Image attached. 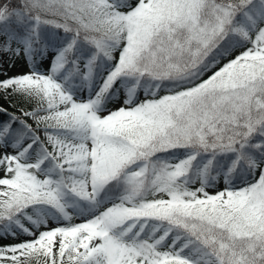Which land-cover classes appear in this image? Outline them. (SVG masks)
<instances>
[{
  "label": "trees",
  "instance_id": "obj_1",
  "mask_svg": "<svg viewBox=\"0 0 264 264\" xmlns=\"http://www.w3.org/2000/svg\"><path fill=\"white\" fill-rule=\"evenodd\" d=\"M183 15L158 13L149 7L140 20L144 40L132 61L119 64L126 42L120 12L139 0H0V47L19 50L24 42L34 63L47 50L60 51L57 77L75 94L94 93L115 71L101 95L102 107L121 102H145L135 116L117 120L107 150L108 172L98 181L93 198L79 195L77 177L51 152L28 124L24 112L0 105V140L16 146L24 161L35 159L38 174L55 180L72 214L44 198L42 186L21 190L12 181L0 191V230L8 223L23 231L49 217L72 226L80 216H93L108 203L123 198L124 210L110 214L113 226L133 221L120 264L165 263L174 257L199 264H264V220L247 234L228 222L204 218V213H163L136 210L151 199L176 193L239 188L258 180L264 166V60L258 68H241L235 80L219 82L199 92L193 89L238 52L252 45L264 27V0H175ZM164 4V3H163ZM87 65V72L80 69ZM146 97V98H145ZM25 104L27 102L25 101ZM67 137L83 129L50 128ZM182 163L172 175L170 169ZM80 176V175H79ZM242 218L233 208L224 219ZM19 223L23 226L19 227ZM249 225V224H248ZM13 237L0 241V264H33L29 244ZM49 264H97L92 258ZM167 264V263H165Z\"/></svg>",
  "mask_w": 264,
  "mask_h": 264
},
{
  "label": "rangeland",
  "instance_id": "obj_2",
  "mask_svg": "<svg viewBox=\"0 0 264 264\" xmlns=\"http://www.w3.org/2000/svg\"><path fill=\"white\" fill-rule=\"evenodd\" d=\"M164 3V4H163ZM155 7L158 13L165 10L171 15L187 14L181 7L176 8L175 0H139L130 10L120 12L125 22L126 42L118 53L119 64L132 61L139 45L144 40L140 20L149 7ZM19 50L12 47L6 51L0 47V104L15 113H24L28 124L38 126L36 134L43 139L51 152L61 163L74 172L78 179V193L93 198L98 192L99 178L108 172L107 150L111 144L118 119L135 116L145 106V102L131 101L132 93L124 90L120 103L111 107H102L101 95L114 78L115 71L108 73L94 93L75 94L67 85L60 82L57 70L60 67V51L47 50L40 58V65L34 63L24 42ZM264 60V27L253 38L252 45L238 52L219 68L212 76L193 89L199 92L213 84L235 80L234 73L241 68H258ZM81 70L87 72L88 66ZM146 98V97H145ZM25 101L27 104H25ZM83 129L79 137H67L50 128ZM23 154L14 146H6L0 140V191L12 181L20 183L21 190L33 191L42 186L44 198L61 208L66 214H72L70 206L63 201L61 186L50 179L46 173L38 174L35 159L25 162ZM182 163H176L170 169L177 174ZM80 175V176H79ZM121 198L108 203L105 210L93 216H80L72 226L63 219L49 217L34 226L23 227L20 231L14 224L7 226L12 232L0 230V241L15 238L17 243L29 244L35 255L33 264H49L92 258L97 264H120L119 250L126 243L128 229L134 225L129 222L125 228L118 229L110 221V214L124 210ZM233 208H238L242 218L232 216L224 219ZM136 210L142 212L163 213L169 216L175 213H204V218L217 220L218 224L228 222L234 231L247 234L250 223H256L258 217L264 220V166L255 183L239 188L220 187L217 190L180 191L168 198L166 196L149 200ZM249 224V225H248ZM1 248V245H0ZM167 264H199L187 259L174 257ZM147 263V264H165Z\"/></svg>",
  "mask_w": 264,
  "mask_h": 264
}]
</instances>
